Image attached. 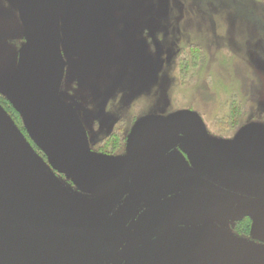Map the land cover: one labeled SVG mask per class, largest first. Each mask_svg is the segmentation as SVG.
<instances>
[{
    "label": "rangeland",
    "instance_id": "1",
    "mask_svg": "<svg viewBox=\"0 0 264 264\" xmlns=\"http://www.w3.org/2000/svg\"><path fill=\"white\" fill-rule=\"evenodd\" d=\"M49 2L56 17L61 71L57 99L75 116L93 159L110 162L184 134L225 153L264 161V0ZM29 40L24 0H0V115L61 188L80 197L100 195L108 187L107 178L91 172L74 151L67 155L53 149L19 104L15 79ZM182 111L200 118L208 141L193 118H177ZM169 152L179 164L200 160L230 185L248 190L246 185L254 182L258 191L264 190L260 181L231 175L198 159L186 146L163 155ZM154 161L137 167L146 204L156 195L160 167L147 171ZM181 176L166 172L167 188ZM167 192L159 208L134 219L127 239V229L113 238L108 247L111 264H136L146 238L164 229L158 227L187 223L198 209L206 211L194 193L169 197ZM209 205L217 206L219 219L231 221L247 210L258 212L255 225L264 234V200L244 199L228 210L219 209V203ZM128 212L113 209L89 229L52 225L17 230L0 241L10 243L0 264H102L103 244ZM209 222L206 218L201 226ZM217 227L234 238L223 225ZM89 238L92 244L84 241Z\"/></svg>",
    "mask_w": 264,
    "mask_h": 264
},
{
    "label": "water",
    "instance_id": "2",
    "mask_svg": "<svg viewBox=\"0 0 264 264\" xmlns=\"http://www.w3.org/2000/svg\"><path fill=\"white\" fill-rule=\"evenodd\" d=\"M29 44L20 64L15 93L22 110L45 134L52 148L63 154L77 153L95 175L106 177L100 195L80 197L61 188L31 155L18 135L0 115V241L20 229L64 226L89 229L101 223L116 205L133 192L132 170L177 145L208 156L229 172L264 180V161L250 160L206 148L193 139L170 135L110 162L96 161L87 151L73 113L57 99L60 81L59 55L55 48L56 17L49 0H24ZM193 118L204 138L200 118L182 111L177 118ZM139 199V198H138ZM137 208L107 236L103 252L130 222ZM136 264H264V249L224 236L217 226L180 228L148 243Z\"/></svg>",
    "mask_w": 264,
    "mask_h": 264
},
{
    "label": "flooded vegetation",
    "instance_id": "3",
    "mask_svg": "<svg viewBox=\"0 0 264 264\" xmlns=\"http://www.w3.org/2000/svg\"><path fill=\"white\" fill-rule=\"evenodd\" d=\"M179 135L189 137L203 147H206V148L209 147L212 149H216L212 146L199 143L195 138L190 137L188 135H184V134H179ZM221 152L225 153L224 151H221ZM231 153L233 155V152ZM231 153L229 152V154ZM195 154L199 157L198 159L207 160L215 166L219 165L229 170V168L217 163L216 160L208 156L202 155L197 152H195ZM239 157L257 161L256 159H252L249 157H243L241 155ZM178 158L180 159V157ZM153 160H156L154 161L156 163L153 165H150L147 168V171L149 172V171L154 170L155 168L160 167L155 174V180H156L155 185L157 188H156V193H155L156 195H155L153 203L152 204L145 203V197L143 194L144 192L141 186V180L143 179V174L142 172L137 170L138 169L137 167L139 166L138 165L132 170L130 174V184L133 189L132 194L126 195L114 208V210L118 208L120 209L123 208V210L127 209L129 210L128 214L131 212L133 208L135 207L137 208L130 222L122 229V231L127 229L125 238H123L124 240L127 239L132 233L133 226H134V219L142 212L151 214L153 211L159 208L163 203L164 197L166 196V192L168 191L167 194L169 195V197H174L176 195L183 194V193L196 194L197 197L203 199V204L205 203L203 207H205L207 212L202 211L201 209H198L199 211H197L196 216L189 217V219H187L189 222L187 223L186 221L185 222L182 221V222H179L178 224L170 225L169 223V224L163 225L164 227L163 226L158 227V228H164V229L162 231H157L154 235H152V237L146 238L145 242L147 244L154 242L157 239H160L168 235L169 233L177 229H180V228H199L201 227L202 221L205 220L206 218H209L210 222L208 226L215 227L218 225L219 226L223 225L224 228H226L225 230H227L229 234L233 235L235 238L244 240L246 242H251V245L258 246L264 249V234L261 231V228L255 225V219L260 217V214L258 212L247 210L245 213L236 216L237 219H235V217L231 218L232 219L231 221L229 219H224L225 217H221V219H219L217 215V212H218L217 206L209 205L211 203H219V209L228 210L229 208L234 207L235 205L244 202V199L251 200V201L252 200H262L263 201L264 200V190L262 192L258 191L256 189L257 185L252 184L254 182L246 185L250 188L248 190L230 185L226 182H223L222 180L217 178L215 169H213L211 166H201L200 160L199 161L195 160L197 161L195 162L191 160L190 158H188V159H183V164L182 163L179 164V160L173 156V152L172 153L169 152L166 155H163L159 158H153ZM166 172H171V173H175L178 175H182L181 177L184 179L177 180L176 182H171L169 185V189H168L167 180L165 177ZM230 174L234 175L236 173H230ZM238 175L243 176L247 179H250L251 181L252 180L260 181L264 185L263 179L253 178V177H250L248 175H243V174H238ZM149 191L151 192V188L149 189ZM217 200H219V202H217ZM199 204L202 206L201 200L199 201ZM128 214H126L123 217L120 216L118 223L114 226V228L117 227L128 216ZM234 219L235 221H233ZM122 231H120L118 234H120ZM104 245H105V242L103 244V249H104ZM108 247L105 253L102 250V255H101L102 264H111L110 257L108 256V251H109Z\"/></svg>",
    "mask_w": 264,
    "mask_h": 264
},
{
    "label": "bare ground",
    "instance_id": "4",
    "mask_svg": "<svg viewBox=\"0 0 264 264\" xmlns=\"http://www.w3.org/2000/svg\"><path fill=\"white\" fill-rule=\"evenodd\" d=\"M105 18H108L109 17V15H108V13H105ZM84 241H86L87 242V244H92V240H91V238H89V239H85ZM85 242V243H86ZM84 243V242H83ZM10 244V243H9ZM8 243H2V244H0V260H1V256H2V252H3V250L5 249V247L7 248L8 247V245H9ZM67 247H69V244L68 245H66ZM63 264V263H62Z\"/></svg>",
    "mask_w": 264,
    "mask_h": 264
}]
</instances>
